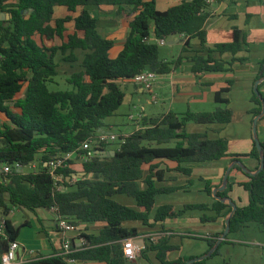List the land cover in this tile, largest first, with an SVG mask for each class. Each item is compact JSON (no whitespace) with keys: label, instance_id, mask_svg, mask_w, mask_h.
<instances>
[{"label":"trees","instance_id":"obj_1","mask_svg":"<svg viewBox=\"0 0 264 264\" xmlns=\"http://www.w3.org/2000/svg\"><path fill=\"white\" fill-rule=\"evenodd\" d=\"M102 5L117 6L119 16L130 18L129 34L115 58L110 54L114 41L100 33L98 19L87 9ZM56 7H66L73 13L79 8L82 10L76 16L54 19ZM0 13L11 15L10 19L0 18V163L14 166L8 175L0 172L9 179L0 183V206L6 216L15 207L33 212L56 207L58 216L67 217L76 225L103 223L100 233L86 235L85 247L70 254L69 258L106 264L130 262L125 257L122 241L139 237V232L136 228L124 227L125 222H141L154 227L167 219H178L188 210H213L215 217L203 215L201 221H214L220 217L227 220L231 216L229 234L237 233L251 223L264 227V169L252 173L261 165V152L255 139L249 153L231 155L227 139H210L207 133L186 131V125L191 122L230 123L233 111L229 101L221 97L230 91V87L217 93L215 100L219 106L213 111L183 114L171 111L144 118L142 128L123 136L125 143L118 145L114 156L103 157L95 153L83 164L87 176L84 179L73 183L69 180L74 173L72 168L58 169L62 190L57 189L49 168L44 166L45 162L65 153H87L82 149L83 144L95 140L105 130V120L125 101L120 81L132 80L144 70L169 74L181 64L182 56L173 61L161 58L160 45L150 42L151 37L166 40L183 35L187 38L183 51H189L192 39H199L202 47L207 49V55L190 58L195 73L229 71L234 62L247 61L236 58L248 46L246 35L237 28L231 41L217 43L212 48L208 46L205 24L211 13L207 0H185L164 11L158 9L157 0H0ZM56 38L61 40V45L47 44V40ZM77 50L83 52L82 70L68 78L71 89L51 90L49 84L58 75L56 56L61 53L66 61L76 62L79 60L75 54ZM227 53L233 55L231 60L223 58ZM262 79L264 59L260 62L255 84ZM263 82L258 86V93L253 91L250 110L253 122L257 116L262 115L264 119ZM109 145L95 146L93 151H109ZM261 146L264 154V142ZM225 157L241 163L243 158L251 157L257 160L258 167L251 171L243 163L236 164L232 170L240 171L246 180L231 182L228 178L225 190L216 193L218 186L201 179L205 183L204 191L214 197L211 206L187 204L183 209H175L172 205L156 206L157 195L186 190L193 185V180H189L185 187H158L157 182H164L166 172L171 171L162 168L165 162H175L176 171L190 176L192 169L183 164H201ZM27 168L31 170L26 172ZM141 183L146 185L145 189L141 188ZM234 186L249 193V203L246 206L236 204L233 213V207L224 200L231 198L229 193ZM117 195L133 198L138 209L118 202ZM6 223V232L13 240L18 238L22 227L29 225L26 221L16 227L9 218ZM222 235L207 239L210 249ZM227 240L228 235L223 243ZM3 248L4 242L0 240V254ZM179 249L170 244L167 235H159L154 241L147 242L137 257L148 259L147 252L154 251L159 264H188L207 256L171 259L170 254ZM217 254L218 248L205 259L190 264H233L227 260L210 262ZM27 264L68 263L62 257L51 256Z\"/></svg>","mask_w":264,"mask_h":264},{"label":"crops","instance_id":"obj_2","mask_svg":"<svg viewBox=\"0 0 264 264\" xmlns=\"http://www.w3.org/2000/svg\"><path fill=\"white\" fill-rule=\"evenodd\" d=\"M183 1L185 0H157V7L164 11L172 6L182 3ZM100 7H112L111 9L117 17L125 18L124 31H118L119 29L117 30L116 28L114 31L115 33L113 32V34L104 31L101 27L100 20H98L100 33L103 36L112 39L115 43L110 52L111 57L115 58L123 49L126 38L129 34L130 18L127 16H119L117 6L102 5ZM208 11L211 13L205 24L208 46L212 48L217 43L231 41L233 31L237 28L246 35L248 46L247 50L245 49L239 52L236 55V58H246L247 61L234 62L229 71L195 73L193 71V62L190 61V58L199 55H207V49L202 47L200 40L197 38L192 39L189 51H183L187 40L185 36L178 35L166 39V44L169 45L170 53L169 56L164 57L163 59L165 61H173L180 56H182L183 59L181 64L174 71L169 74L159 75L158 80L153 87V93L154 90H159L158 95L161 97L163 111L158 113L152 111L151 114L146 113L147 108L143 105L139 106L136 102V98L138 102H141L140 94H147V91L140 85L136 84L133 80L120 81L121 88L125 93V101L113 116L105 120L106 129L103 132L112 133L117 127L126 128L127 130L131 124L135 128L134 131H136L142 128L144 118L157 117L171 111L176 114H183L187 111L195 113L213 111L217 105L215 100L217 93L223 88L230 87V91L223 93L221 97L229 101V107L233 111L232 121L228 124H196L191 122L186 125V131L188 133H207L210 139H227L229 142V153L231 155L249 153L252 150L254 140L253 116L250 113V110L253 107L251 99L253 96L255 80L259 72L260 62L264 59V0H217L208 5ZM128 13L129 10H127L126 14ZM115 21L117 22L115 19L112 20V22ZM155 41V36L150 38V42ZM223 58L225 60H231L233 55L227 53L223 55ZM230 81H232L231 86L229 85ZM261 90L264 92V82L262 83ZM153 93L149 94L152 95ZM157 101H153L152 98L148 100V104L151 105ZM138 108H141V114L140 112L138 115L133 114L132 110H137ZM123 116L128 122L124 120ZM129 122L131 124L127 125ZM133 132L121 133L119 136H127ZM258 136L260 141L264 142V119L262 118H260L258 122ZM242 163L251 171H255L258 167L257 160L251 157L243 158ZM236 164V161L233 160L232 157H225L217 161H210L201 164H183V166L192 169V174L189 176L176 171L175 168L177 164L175 162L167 161L162 165V168H169L171 171L166 172V180L164 182H157V186L185 187L189 180L200 181L201 179H204L211 181L214 186L221 187L222 180L228 169H230L229 180L231 182L245 181L246 178L240 171L237 169L232 170V167ZM82 166L83 165H80L81 168H78L75 163V169L77 170H81L83 168ZM201 167L205 168L200 170ZM200 182L203 183L202 181ZM141 188L145 189L146 185L141 183ZM181 191V193H190L192 191L205 193L203 186L196 188V185H191L186 190ZM173 193L157 195L156 206L173 205L174 203L170 199H163L157 204L159 196L170 195ZM115 199L126 206L138 209L136 201L129 196L117 195L115 196ZM205 200L206 201L201 200L200 203H206L208 205L213 204V196L208 195ZM175 207L177 209L180 208L178 206ZM47 211L54 214L52 225H48V228H45L44 221L48 220L47 216H39L38 219L40 220L43 230H31V232L23 236L19 234L17 238L23 247L36 250L42 258L56 256L63 250L65 240L70 239L71 242L77 241L76 233L62 231L58 227L55 213L52 210ZM207 211L212 213L211 216L216 215V212L213 210ZM35 212H37V210ZM154 214L155 211L152 213L151 217H153ZM202 216L203 214L201 210H188L182 217L178 219H167L164 223L156 224L154 227L146 226L141 222H125L124 227L128 229L136 228L138 230L139 237H137V241H142V238H147L151 235H167L170 239V244L180 247L179 250H175L170 254V258L173 260L178 259L179 257H200L204 254V251L202 250L203 247L200 244L196 243L190 249L186 250L184 243L186 237L194 239L195 241H204L201 237L188 235L189 233L186 231L192 225L198 229L205 227L203 224L204 222L201 221ZM218 220L223 221L226 226V219L224 217H220ZM28 222L29 225L24 227L31 226L30 221ZM79 225L86 235H98L104 228L103 223H81ZM229 241L230 243H235L236 239H229ZM42 251L48 253L43 254ZM22 254L23 253H21V255ZM146 256L148 257V260L151 261L147 262L148 264H159V261L156 258V252L149 251ZM26 258H29V256H26ZM139 258L146 257H137L135 260L130 261L129 264H143L139 262ZM67 263L106 264L104 262L85 263L81 261Z\"/></svg>","mask_w":264,"mask_h":264},{"label":"rangeland","instance_id":"obj_3","mask_svg":"<svg viewBox=\"0 0 264 264\" xmlns=\"http://www.w3.org/2000/svg\"><path fill=\"white\" fill-rule=\"evenodd\" d=\"M112 7H97V6H88L87 9L95 16L98 20H100L101 27L104 31L113 32L116 30L124 31V23L125 18L117 17L114 14V11L111 9ZM82 8L78 9V12L73 13L69 12L66 7H56L54 19L57 18H64L67 16H76ZM2 14V13H0ZM5 19H10L9 13H3ZM117 20V22H112V20ZM70 26V25H68ZM115 33V32H114ZM47 44L49 46H59L61 45V40L59 38L47 40ZM160 52H161V58L169 56L170 48L169 45H160ZM76 56L78 57V61L76 62H69L66 61L65 55H62L59 53L56 56V63L58 65V75L54 78V82L49 84V87L51 90H66L71 89V85L68 83V78L71 77L74 73L79 72L82 70V59H83V52L81 50L75 51ZM25 91V88H24ZM23 91V93H24ZM23 93L20 96H23ZM159 90H154V93L150 95L148 92L147 94L141 95V102L137 101V104L143 105L147 108L146 113H152V111H155L156 113L162 112V102L161 97L158 95ZM154 96L157 98V102L153 104H148V100L152 99ZM219 106V104L216 105L215 109ZM140 112L141 114V108H138L137 110H132V113L135 115H138ZM124 117V116H123ZM124 120L128 122V120L124 117ZM131 123L129 122L130 125ZM106 129V126H105ZM134 127L132 124L130 127L126 130V128L117 127L112 131L115 135L119 136L121 133H130L134 131ZM123 131V132H121ZM118 147V144H110L108 146L109 151H114ZM78 168H81L80 165L81 161L76 160L75 161ZM205 167H201L200 170H203ZM31 168L25 169V171H30ZM199 170V169H198ZM196 185V188H199L201 186H205V183H201L200 181H193V186ZM197 190V189H196ZM179 191V192H178ZM176 191V193L170 194V195H162L159 196L157 199V204L163 200V199H170L174 204H170L172 206H178L183 209L185 205L187 204H201V200L206 201L208 194L200 193L197 191H192L190 193H181V190ZM181 191V192H180ZM230 197L233 198V201L238 204L239 206H246L249 203V193L242 187L234 186L233 191L229 193ZM161 198V199H160ZM203 201V202H204ZM214 202V197H213ZM206 204V203H205ZM174 206V207H175ZM211 206V205H210ZM175 209H177L175 207ZM155 211V210H154ZM153 211V212H154ZM202 214L207 216L208 218L215 217L211 216L212 213L210 211H202ZM46 215L48 220L44 221L45 228H48V225H52V221L54 220L53 215L51 212L47 211L46 209H39L37 212L21 209L19 207H15L13 209V212L9 215L10 221L14 224V226L19 227L23 225L26 221H30L31 226L30 227H22L20 230V235L23 236L25 234H28L31 232V230H43L42 225L40 223V220L38 219L39 216ZM217 218L214 221H207L203 224L205 227H202L201 229L196 228L195 226H190V228L187 231L190 236H198L203 238L204 241H195L194 239H190L188 237L185 238V249H190L194 244L198 243L203 247L204 254L202 256H209L211 254V251L215 248H218L219 254L214 256L210 262L212 263H220L224 260L230 261L233 264H264V227L258 223H251L249 226L242 231H239L240 233H230L228 234V240L227 242L223 243V241L217 246L219 240L222 238L220 237L217 241L214 248L210 249V245L207 239H214L215 235L217 234H223L225 232L226 226L224 225L223 221L218 220ZM203 226V225H202ZM229 239H236L235 243H230ZM19 240V239H18ZM242 240V241H240ZM240 241V242H239ZM20 242V241H19ZM43 254H47L48 252L42 251ZM201 257V256H200ZM151 259V255H150ZM153 259V257H152ZM139 262L143 264H148L147 262H151L146 258H139Z\"/></svg>","mask_w":264,"mask_h":264},{"label":"built area","instance_id":"obj_4","mask_svg":"<svg viewBox=\"0 0 264 264\" xmlns=\"http://www.w3.org/2000/svg\"><path fill=\"white\" fill-rule=\"evenodd\" d=\"M215 1L217 0H207V4L209 5ZM155 42L159 45L166 44L165 39H156ZM158 77L159 74H157L156 72L144 70L141 73L137 74L132 80L147 92L153 93V87L157 82ZM153 101H157L156 96L153 97ZM115 143L120 146L121 144L125 143V139L123 138V136H117L113 133L102 132L97 136L95 140L85 142L83 144L82 149L87 150V153L82 155H77L74 152L65 153L63 155L55 157L50 162H45L44 166L49 168V171L54 178L55 186L57 187V189L62 190V176L57 174L58 169L66 167L72 168L74 170V173L72 174V177L69 178V180H72L73 183L84 179L87 176L84 173L83 168L81 170L75 169V161L80 160L81 164L83 165L85 162L90 160L95 153L99 154L100 151H93L95 146L98 148H102L103 145ZM70 161H73L74 163H69ZM16 167L18 171L22 170L19 165H17ZM13 168L14 166H11L9 164L0 163V172L4 175L10 174ZM8 181L9 179L7 177L5 178L3 175H0V183H6ZM51 210L56 215L58 227L64 232H75L77 237L76 242H71L70 239L65 240L63 250L56 256L64 258L67 262H75L77 260L69 258V255L85 247L86 234L82 231L79 224L76 225L74 221L70 220L67 217L58 216V209L56 207L52 208ZM8 218L9 216H6L4 214V208L0 206V240H3L4 242L3 252L0 254V264H27L33 260L42 259V257L36 250L23 247L17 239H10L6 232V222ZM155 237L156 235H151L147 238H142L141 240L145 242L144 246L137 244V238H127L123 240V250L128 244H131L132 246V255H125V257L130 261L135 260L137 258V255L146 247L147 242L150 243L151 241H154ZM10 253L14 255H10ZM21 253L23 254L21 255ZM26 256H29V258H26Z\"/></svg>","mask_w":264,"mask_h":264},{"label":"water","instance_id":"obj_5","mask_svg":"<svg viewBox=\"0 0 264 264\" xmlns=\"http://www.w3.org/2000/svg\"><path fill=\"white\" fill-rule=\"evenodd\" d=\"M10 17H11V15H10ZM0 18H1L2 20L5 19L3 13L0 14ZM263 80H264V79H262V80L256 82V84H255V88H254L255 92H257V93L259 92V91H258V86H259V84H260ZM263 113H264V110H263ZM261 117H262V115H261V116H257V117L254 119V122H253V136H254V139H255V141H256V143H257V147H258L259 151L261 152V165H260V168H259V170L255 171V172H252L253 174H257V173L261 172V171L264 169V154H263V152H262L261 141H260L259 136H258V122H259V120H260ZM115 153H116V151H106V150H102V151L99 152V154H101L103 157L114 156ZM236 163H237L238 165H242V163L239 162V161H236ZM245 170L248 171L247 168H245ZM229 173H230V169H228L227 172H226V174L224 175L222 186L219 187L218 189H216L214 193H216L217 191H224V190H225V188H226V186H227V183H228ZM214 196H215V195H214ZM224 201L227 202V203H229V204L233 207V213H234V211H236V209H237V205H236V203L233 201V199H232V198H228V199H226V200H224ZM230 220H231V216L226 220V229H225V232L223 233L222 238L219 240L217 246H218L222 241H224V240L227 238V235H228L229 232H230ZM137 244L144 246V245H145V242H144V241H137ZM214 250H215V248L211 251V253H213ZM206 257H207V256L202 257V258H197V259H195V260H191V261L188 262V264H190V263H192V262H195V261H198V260H203V259H205Z\"/></svg>","mask_w":264,"mask_h":264},{"label":"clouds","instance_id":"obj_6","mask_svg":"<svg viewBox=\"0 0 264 264\" xmlns=\"http://www.w3.org/2000/svg\"><path fill=\"white\" fill-rule=\"evenodd\" d=\"M124 254L126 256H131L132 255V246H131V244H128V245L125 246V248H124ZM10 255H14V254H11L10 253Z\"/></svg>","mask_w":264,"mask_h":264}]
</instances>
